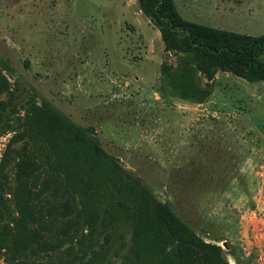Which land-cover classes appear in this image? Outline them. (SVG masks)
<instances>
[{
	"label": "rangeland",
	"instance_id": "rangeland-1",
	"mask_svg": "<svg viewBox=\"0 0 264 264\" xmlns=\"http://www.w3.org/2000/svg\"><path fill=\"white\" fill-rule=\"evenodd\" d=\"M167 7L178 25L164 24L151 4L142 12L137 0H0V103L9 124L0 133V162L9 155L0 222L17 225L23 158L38 163L25 168L39 176L30 204H44L33 226L41 251L0 248V264H162L163 254L181 264H264V77L200 45L263 35L264 0ZM188 34L199 45L185 50ZM114 165L129 172L127 183ZM76 173L89 193L99 190L102 209ZM56 197L68 203L53 206ZM159 205L180 236L207 245L176 240Z\"/></svg>",
	"mask_w": 264,
	"mask_h": 264
},
{
	"label": "trees",
	"instance_id": "trees-1",
	"mask_svg": "<svg viewBox=\"0 0 264 264\" xmlns=\"http://www.w3.org/2000/svg\"><path fill=\"white\" fill-rule=\"evenodd\" d=\"M137 1H138L139 9L142 12L146 13L148 11L149 5L151 4L154 7L157 17L164 24L166 25L170 24L172 26L178 25L175 24L176 20L173 18L175 16V13H173L171 9L167 7V3L169 0H137ZM196 45H199L197 40H195L191 36V34H188L186 40L182 42L181 47L185 50H188ZM200 45L205 48L204 49L205 51L212 53H220L230 58L233 64L240 70L246 73H250L255 77L257 76L264 77V60H260L257 57V53L259 51H264V34L233 47L225 45L216 48L210 46L209 44H201V43ZM5 109H6V105L4 103H0V133L6 130L7 127L9 126L7 119L8 115L5 113ZM8 161H9V155L7 152H5L0 162V176H4V171L8 165ZM35 164L38 163L34 161V158H32V156H29V159L23 158L19 163H17V167H18L16 174L17 184L14 192V200L18 208V214H19L17 225L12 226L0 222V248L5 249V251H7V253L11 254L12 256L14 255L20 256V254L26 249H30V251L33 253H38L41 251L40 250L41 248H38V245L34 244L37 242V238L39 237V234L36 233V230L33 226L37 225L42 221L44 204L42 203L30 204L28 197L29 189L38 184L39 176L33 173L32 170H30L29 172L25 171V168L27 167L31 168L35 166ZM114 167L116 168V170H118L121 176L124 175V177L118 178L121 184L127 183L128 180L131 179L129 172L126 169L118 165L116 166L114 165L112 169H114ZM102 170L104 171L103 173L99 172L98 174L97 171V174L99 177L103 178L101 182H105V187L109 189L110 186L113 187V182L110 180V178L112 179V177L110 176L109 170H107L106 168H103ZM54 180L55 177L50 176V180H48L47 183H45L44 185L45 188H48L49 182H53ZM74 180L78 188L83 192L85 196L91 199L95 198L97 200L96 209L97 210L102 209L101 193L99 192V190H96L95 192L92 193L88 192V190L91 188V184L88 183L86 176L76 173L74 174ZM59 184L62 185L61 182ZM0 186H2L1 183ZM44 186H42L40 189L43 190ZM59 188L60 186H57V189ZM49 201H52L53 206H57L60 204L66 205L68 203L67 200L64 199L62 200L58 197ZM158 213L162 221L166 223L169 231L176 237L175 239L178 240L180 243L185 245H194V246L207 245L201 240H199V238H196L194 235L193 237L180 236V233L178 231L176 232L173 228L174 225L173 223H175V220L173 219V214L165 205H159ZM98 217H99V213H97L96 219ZM54 221L56 220L51 221L50 226L54 224ZM27 222H30L31 227L30 226L27 227ZM65 226L66 228L65 230H63V235H66L68 233L67 228L70 227V225L67 223H65ZM61 227L62 226L60 225L57 226L56 231H58ZM58 238H62V236ZM161 258H163V260H161L162 264H181L180 260L177 262H168L166 254L165 255L163 254ZM202 260L203 262H205L204 259ZM155 264H159V262L155 261Z\"/></svg>",
	"mask_w": 264,
	"mask_h": 264
}]
</instances>
